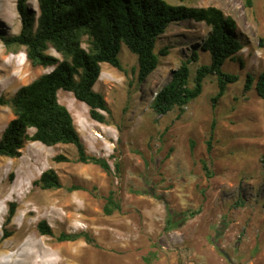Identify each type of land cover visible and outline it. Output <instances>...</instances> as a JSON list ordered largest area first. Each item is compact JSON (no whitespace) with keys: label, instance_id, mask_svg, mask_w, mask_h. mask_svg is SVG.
I'll return each mask as SVG.
<instances>
[{"label":"rangeland","instance_id":"1","mask_svg":"<svg viewBox=\"0 0 264 264\" xmlns=\"http://www.w3.org/2000/svg\"><path fill=\"white\" fill-rule=\"evenodd\" d=\"M166 1L214 5L236 20L245 46L223 70L238 74L239 80L214 101L219 86L211 74L202 94L183 111L176 107L166 115L156 113L153 99L182 60L198 53V61L191 63L192 81L196 68L211 62L210 52L201 50L210 28L182 20L171 23L160 38L158 49L170 46V54L161 57L144 82L137 80V55L126 44L119 53L124 70L102 63L95 89L111 109L107 123L96 124L87 104L60 90V102L71 111L87 152L107 159L111 173L78 162L72 144L28 141L19 157L0 156V264H264V100L255 84L244 89L248 72L257 77L264 71V48L259 46L264 0H254L251 8L244 0ZM29 5L39 13L38 0ZM21 27L17 0H0V33L18 34ZM48 52L61 58L53 48ZM3 68L11 73L0 70V96L11 98L54 66L33 64L25 47L9 48L0 39ZM14 117L12 107L0 106V136ZM60 154L70 160L56 161ZM49 168L59 174L61 188L35 184ZM74 185L81 188L71 189ZM111 190L122 208L107 215L103 208ZM13 202L16 212L7 222ZM169 210L179 225L167 230ZM188 210L198 212L187 218ZM41 221L53 235L41 233ZM81 231L94 242L58 239L63 232ZM5 232L11 235L5 237Z\"/></svg>","mask_w":264,"mask_h":264},{"label":"trees","instance_id":"2","mask_svg":"<svg viewBox=\"0 0 264 264\" xmlns=\"http://www.w3.org/2000/svg\"><path fill=\"white\" fill-rule=\"evenodd\" d=\"M244 4L251 8L254 0H244ZM38 8L39 13H36L29 0H17L22 21L20 32L13 35L0 33V39L7 47H25L27 58L33 64L54 66L50 72L21 86L11 98L0 96V106L8 105L15 112V117L0 136V156L19 157L28 141H38L46 146L72 144L77 149L78 162L99 165L110 174L111 165L107 159L87 152L71 111L60 102L59 91L72 92L77 100L89 106L92 119L107 123L106 114H111V109L105 95L95 89L102 63L124 70L119 53L122 44H126L137 55V80L144 82L159 67L161 57L170 54V46L158 49V42L174 21L194 20L204 22L210 28L201 50L210 52L211 62L198 66L192 81L191 63L198 61V53L194 51L191 57L182 60L172 71L171 80L153 99L157 114L166 115L176 107L183 111L202 94L204 81L211 74L217 76L219 86L214 101L224 96L228 85L240 78L236 73L225 72L223 65L229 59L234 60L245 41L237 33L236 20L217 6L172 5L166 0H38ZM259 46L264 48V36L259 38ZM51 48L61 58L50 54ZM253 86L264 100V71L257 77L251 72L246 74L245 91ZM212 136L213 131L209 149ZM191 144L194 147L193 141ZM55 160L69 161L70 158L60 154ZM204 165L208 169L207 164ZM116 168L119 169V164ZM35 184L45 190L63 186L53 168L43 171ZM16 208V203H11L7 222L15 215ZM121 208L119 198L111 190L106 197L104 213L111 215ZM197 212L188 210L184 214L188 218ZM174 216L175 213L169 210L167 230L179 225ZM39 230L42 234L53 235L46 221L39 223ZM10 235L4 233L5 237ZM81 238L94 242L93 237L83 231L63 232L58 237L60 241Z\"/></svg>","mask_w":264,"mask_h":264},{"label":"bare ground","instance_id":"3","mask_svg":"<svg viewBox=\"0 0 264 264\" xmlns=\"http://www.w3.org/2000/svg\"><path fill=\"white\" fill-rule=\"evenodd\" d=\"M16 60H13L12 58L11 59H9V62H10V64L12 65H14V68H16V62H15ZM1 70V72H3L5 75H9L10 73H11V70H8V69H0ZM16 71H17V69H15ZM84 103V102H83ZM96 124H99L100 125V123H98L97 121H96ZM98 125V126H99ZM100 128V127H99ZM102 129V128H101ZM105 129V128H104ZM97 133V132H96ZM103 133V132H102ZM106 134V133H105ZM97 136H99V137H101V135H99V134H97ZM78 206V205H77ZM18 241V240H17ZM12 257V256H11ZM11 260V259H10ZM8 261V260H7ZM6 261V262H7ZM4 261H1V263H3Z\"/></svg>","mask_w":264,"mask_h":264}]
</instances>
